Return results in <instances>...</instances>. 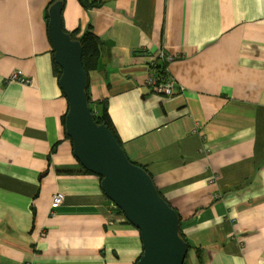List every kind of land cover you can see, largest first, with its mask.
I'll return each instance as SVG.
<instances>
[{
	"label": "crops",
	"instance_id": "crops-1",
	"mask_svg": "<svg viewBox=\"0 0 264 264\" xmlns=\"http://www.w3.org/2000/svg\"><path fill=\"white\" fill-rule=\"evenodd\" d=\"M99 1L66 0L65 29L92 24L104 41L91 100L107 102L129 160L181 217L188 264H264V0ZM51 2L0 0V264H136L141 234L101 179L58 173L80 164L53 71ZM150 77L185 91L157 95Z\"/></svg>",
	"mask_w": 264,
	"mask_h": 264
},
{
	"label": "water",
	"instance_id": "water-1",
	"mask_svg": "<svg viewBox=\"0 0 264 264\" xmlns=\"http://www.w3.org/2000/svg\"><path fill=\"white\" fill-rule=\"evenodd\" d=\"M48 20L53 62L61 68L59 86L68 102L65 131L74 157L101 179L105 195L139 230L143 253L136 264H185L189 251L180 236L179 214L159 194L149 173L129 160L111 130L94 119L83 48L64 31L61 1L49 8Z\"/></svg>",
	"mask_w": 264,
	"mask_h": 264
},
{
	"label": "trees",
	"instance_id": "trees-1",
	"mask_svg": "<svg viewBox=\"0 0 264 264\" xmlns=\"http://www.w3.org/2000/svg\"><path fill=\"white\" fill-rule=\"evenodd\" d=\"M59 1H61L63 3V13H64L66 0H52L50 6L47 9V14H46L47 21H49L48 20V10H49V8L54 3L59 2ZM78 1L80 2V4L86 10H91L93 8H98V7H100L102 5V2H100L99 0H96L94 2H91L90 0H78ZM64 31L66 32L65 26H64ZM68 33L71 35L72 40L79 41L81 43V45H82V48H83L82 63H83L84 70L86 71V73L88 75V84H87V89L86 90H87V95H88V99H89V105H90V107L92 109V113H93L94 119L96 120V122L98 124L106 125L111 130V132L114 134V136H115L117 142L119 143V145L123 148L122 141L119 138L117 130L113 126V123H112V121L110 119V116L108 114L107 102L106 101L93 102L91 100V97H90L89 73L92 72V71H96L99 68V66H100V61H101V57H102V51H103V47H104V41L95 34L92 24H90L87 27V29L85 30V32L82 35H80V30H76L73 33H70V32H68ZM53 71H54V74L58 77V80H59L60 77H61V73L62 72H61V68L58 65H56L55 62H53ZM161 76H163V77L166 76L165 70H164V72L162 73ZM66 115H65V118H66ZM65 118H64V124H65ZM132 163H134V162H132ZM134 164H136V165L140 166L141 168H143L144 170H146V168L144 166H142L140 164H137V163H134ZM58 173L59 174H66V175L92 174V173L88 172L87 170H85L81 166H80V169H78V170H76V169H61V170H59ZM151 178L153 179L152 176H151ZM153 181H154V179H153ZM158 192L162 196V194H161V192L159 190H158ZM118 212L123 215V213L120 210H118ZM179 218H180V236L187 243L188 251L190 252L192 250L193 246L190 245V243L188 242L187 238L184 236V234L182 232V229H181L182 220H181L180 216H179ZM187 258H188V255H187ZM187 258H186L185 264H188Z\"/></svg>",
	"mask_w": 264,
	"mask_h": 264
},
{
	"label": "built area",
	"instance_id": "built-area-1",
	"mask_svg": "<svg viewBox=\"0 0 264 264\" xmlns=\"http://www.w3.org/2000/svg\"><path fill=\"white\" fill-rule=\"evenodd\" d=\"M11 79L16 81L19 80L23 84H29L30 79L20 77L18 74H13L11 76ZM147 84L152 87V90L154 93L160 96L164 97H174L178 93L184 92L185 88L182 86H178V83L175 80H168L164 81V79H161V81H158L154 77H150L147 81ZM65 202V194L62 192H58L53 197V202L51 205V211L53 212L55 209L59 208L63 203ZM114 209H117V207L113 204Z\"/></svg>",
	"mask_w": 264,
	"mask_h": 264
},
{
	"label": "clouds",
	"instance_id": "clouds-1",
	"mask_svg": "<svg viewBox=\"0 0 264 264\" xmlns=\"http://www.w3.org/2000/svg\"><path fill=\"white\" fill-rule=\"evenodd\" d=\"M118 209V208H117ZM119 210V209H118Z\"/></svg>",
	"mask_w": 264,
	"mask_h": 264
},
{
	"label": "rangeland",
	"instance_id": "rangeland-1",
	"mask_svg": "<svg viewBox=\"0 0 264 264\" xmlns=\"http://www.w3.org/2000/svg\"><path fill=\"white\" fill-rule=\"evenodd\" d=\"M139 260V259H138Z\"/></svg>",
	"mask_w": 264,
	"mask_h": 264
}]
</instances>
